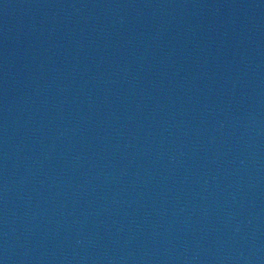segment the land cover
Wrapping results in <instances>:
<instances>
[{
	"label": "water",
	"instance_id": "water-1",
	"mask_svg": "<svg viewBox=\"0 0 264 264\" xmlns=\"http://www.w3.org/2000/svg\"><path fill=\"white\" fill-rule=\"evenodd\" d=\"M0 264H264V0H0Z\"/></svg>",
	"mask_w": 264,
	"mask_h": 264
}]
</instances>
